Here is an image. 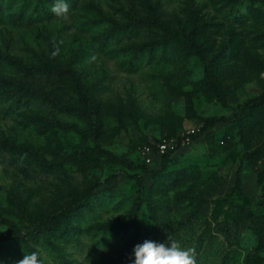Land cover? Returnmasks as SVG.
Here are the masks:
<instances>
[{
    "label": "rangeland",
    "instance_id": "374dc122",
    "mask_svg": "<svg viewBox=\"0 0 264 264\" xmlns=\"http://www.w3.org/2000/svg\"><path fill=\"white\" fill-rule=\"evenodd\" d=\"M66 2L0 0V264H133L169 235L197 264H264V150L244 156L264 145V98L244 106L264 92V0ZM206 117L226 120L140 154Z\"/></svg>",
    "mask_w": 264,
    "mask_h": 264
},
{
    "label": "clouds",
    "instance_id": "9594fccd",
    "mask_svg": "<svg viewBox=\"0 0 264 264\" xmlns=\"http://www.w3.org/2000/svg\"><path fill=\"white\" fill-rule=\"evenodd\" d=\"M50 11L57 17H66L69 5L66 0H54ZM170 243H157L145 240L134 247L133 264H197V252L194 247H182L180 242L169 235ZM16 264H46V257L40 252L24 253Z\"/></svg>",
    "mask_w": 264,
    "mask_h": 264
},
{
    "label": "trees",
    "instance_id": "16d2710c",
    "mask_svg": "<svg viewBox=\"0 0 264 264\" xmlns=\"http://www.w3.org/2000/svg\"><path fill=\"white\" fill-rule=\"evenodd\" d=\"M151 11L153 13L154 9L153 7H151ZM264 98V92L261 93L260 95L256 96V97H253V98H250L248 99L245 103H244V106H250V105H254V104H257L259 103L262 99ZM77 100L78 102L81 104V106L88 112H94L95 110V107H94V104L91 100V98L88 96V94L79 89L78 90V96H77ZM226 118L225 117H206V118H203L202 119V123L200 125V127L198 128L197 131L195 132H192L190 134H188L187 136H183L181 138L178 139L177 141V146L178 144L181 142V140H183L184 138H191V139H194L196 138L198 135L202 134L203 132H205L208 128L214 126L215 124H217L218 122L220 121H225ZM149 143V142H147ZM146 143V144H147ZM176 146V147H177ZM264 150V145L262 147H259V148H256L250 152H247L244 154L245 157H247L248 159H254L256 158L262 151ZM168 153V152H166ZM164 153L161 155L162 157V160H165L167 158V154ZM240 172H241V169L240 167L237 169L236 171V178L234 180V183H233V186L231 188V194H238V195H241L242 194V190H241V177H240ZM262 174H264V170L261 172ZM94 186L92 187H89L86 191V196L89 195L92 190H93ZM70 209V208H68ZM67 209V211H68ZM64 215V213H61L60 215L57 216V219H60L62 216ZM6 239H10V236L8 235H3L0 240H6Z\"/></svg>",
    "mask_w": 264,
    "mask_h": 264
},
{
    "label": "built area",
    "instance_id": "2783aa9c",
    "mask_svg": "<svg viewBox=\"0 0 264 264\" xmlns=\"http://www.w3.org/2000/svg\"><path fill=\"white\" fill-rule=\"evenodd\" d=\"M176 146L177 144H175L174 140L164 137L157 141H150L149 143L144 144L140 149V154L148 162L151 160V156L155 153L162 155L173 150Z\"/></svg>",
    "mask_w": 264,
    "mask_h": 264
}]
</instances>
